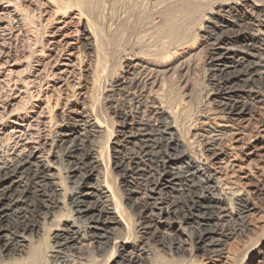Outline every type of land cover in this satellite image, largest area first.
Returning <instances> with one entry per match:
<instances>
[{"label":"bare ground","instance_id":"1","mask_svg":"<svg viewBox=\"0 0 264 264\" xmlns=\"http://www.w3.org/2000/svg\"><path fill=\"white\" fill-rule=\"evenodd\" d=\"M13 3L0 0V32L9 30L16 23L12 17L14 11L21 13ZM137 3L138 0L127 11L129 15L144 7L136 6ZM152 3L153 11L161 17L157 28L164 34L162 50L160 54H152L151 59L128 57L125 75L113 86L115 96L112 97H115L114 115H120L124 122L132 117L137 124L133 130L123 129L117 136V160L114 164L120 173L118 175L121 176L122 186L126 188L125 193L133 197L129 203L135 213L132 215H136L139 221L137 224L140 229L136 232L141 234L139 237L129 230L127 235L119 233L120 225L127 228L128 220L125 217L130 209L118 203L116 193L108 181H103L100 186L89 183L93 175L91 172L95 170V163L98 161L105 166V173H109L108 166L104 164L105 156L99 151L101 147L96 140V133L103 132L107 127L106 121H100L97 114L93 117L84 116L82 119L68 116L63 118L52 138L45 139L42 136L40 142L30 140L27 134L29 127L23 124L28 120V114H24L23 110L22 113L19 112L15 101L22 96L19 95L23 92L19 86L21 82L24 88L33 83L30 76L26 79L22 77L23 80L20 76H28L32 64L27 62V68L21 71L20 67L23 65L19 62L17 52L15 54L5 43L0 44V264H108L109 261V264H141L154 257L156 252L151 249L156 245L181 257L186 253L199 252L204 256L212 254L224 259L222 247L235 235V230L245 232L246 213L252 210L249 199L252 188L239 187L227 177L218 176L206 164V161L209 162V155L200 153L201 150H197V153L194 149L196 156H191L190 160L189 151L181 146V140L177 138V133L181 130L173 111H169L164 102L160 101L161 92L151 93L150 87L161 85L157 80L160 78L154 79L152 73L156 70L167 73L164 69L169 66L171 59L190 48L199 32L205 31L209 64L213 68L222 65L219 69L212 70L209 83L212 93L209 96H216L214 103L220 109L215 118L230 125L214 126L209 121L211 118L207 117L197 125L200 127L196 133L191 135L195 137L194 140L196 136L199 138V143L204 144L206 152L219 156L221 140L229 135L239 137L241 134L235 132L234 128L231 129V125L234 126L236 116L244 114V101L255 94L257 99L264 101V56L260 58L256 54L264 51V7L261 10L260 5L253 4L252 10H248L252 12H243L238 9L237 3H230L229 0H194L187 2L188 4L154 0ZM99 4L100 0L82 2L83 8L87 9H97ZM241 15V21H249L258 28L251 32L245 30L247 35H244L243 28L238 32L233 30V33L224 29L230 27L225 25L229 23L228 17L237 16L236 19L239 20ZM130 17L122 18L128 21ZM222 29L224 30L220 33ZM14 33H11V37L14 35L15 39L23 35L17 31ZM240 38L252 41L246 45L248 49L223 51L224 44ZM2 40L5 41L3 38ZM96 40L100 46L101 59L106 48L104 49L99 37ZM249 56L259 61L249 59ZM104 66H107L105 62ZM168 70L170 72L171 68ZM106 71L98 70L95 82ZM27 89L29 88L26 86L25 91ZM31 92H25L27 100L33 99ZM208 112L211 114V111ZM236 142L240 143L241 138L236 139ZM258 142L259 138L249 152H244L247 161L254 157H264V144H257ZM126 144L138 148L126 155L123 152ZM55 147H60V157L65 163L61 170L67 174V180L64 181L70 184L68 190L61 189L62 185L53 180L57 177L50 173L54 164L48 156ZM240 147L242 152L246 145ZM186 158L187 167L179 168L178 171L171 170L174 163ZM198 174L204 177L201 182L196 181ZM129 183H133L134 187ZM164 189L169 192L165 193ZM168 193L170 194L167 195ZM64 196L68 197L69 205L67 213L65 212L67 223L64 229H58L57 234L49 236L52 243L47 247L48 251L42 252L36 245L37 219L42 216L62 218L56 209L61 208L58 204L63 205L60 197ZM188 222H193L196 226L192 228V234L186 235L184 242L173 229L176 224ZM86 245L92 247L87 256L84 252L86 249L83 251ZM257 262L264 264V255Z\"/></svg>","mask_w":264,"mask_h":264},{"label":"rangeland","instance_id":"2","mask_svg":"<svg viewBox=\"0 0 264 264\" xmlns=\"http://www.w3.org/2000/svg\"><path fill=\"white\" fill-rule=\"evenodd\" d=\"M8 1L14 2L13 5L16 7L18 6L17 8L20 9L18 11L22 14L19 12L15 13L14 11L12 17L16 23L14 22L12 28L9 30L0 32V44L5 43L4 45L13 49L15 54L17 52L19 62L23 65L20 67L21 71L27 68L28 63L32 64L31 72H29V74H31H28V76H20L21 79L22 77L26 79L30 76V80H32L33 83L30 85L27 84L26 86L29 89L25 91L26 86L24 88L21 82L19 86L22 88L21 91L23 92L19 93V95L22 96L15 101V106L16 108L19 107V112L22 113L24 111V114H28V120L23 124L29 127L27 134L30 140L40 142L42 136L45 137V139L52 138L54 133L58 131L57 128L59 129L60 127L58 125L62 123L63 118L65 119L68 116L74 119H82L84 116L93 117L97 114L99 115L98 118L100 121L104 123L106 121L108 129L105 127L103 132L96 133V140L99 142L97 144L101 147L99 151L105 156L104 164L108 166L109 173L107 171V174L105 173V166L98 161V163H95V170L91 172L93 175L89 183L92 186H95V184L100 186L101 183L103 184V181H108L107 183L116 193L118 203L122 207H129L130 209L128 210V216L125 217V219L128 220L127 228L123 224L120 225L118 227L119 233L127 235L129 230L131 234H136L137 230L140 228H138L137 224V222H139L138 218L136 215H132L135 213L129 203L130 198L133 197L125 193L126 188L122 186L121 176L118 175L120 173L115 169L114 163L117 160L115 158V151L117 150L115 142L118 139L117 136L120 135L123 129L128 131H131V129L133 130L137 124L134 123L135 120H132V117H129L125 123L120 115H114L115 97H112L115 96V93H113V86L117 85L118 81L125 75L128 57L151 59L152 54L159 53L162 50L163 44L161 45V43H164V34L157 28L159 27L158 21L161 17L152 9V2L154 0H138L136 6L144 5V7L137 9L135 13H130V15L127 11L129 12L133 6L132 4H134L136 0H100L97 9L83 8L82 2L85 0ZM172 1H176V3L179 4H188L194 0ZM232 1L237 3L238 9L243 12H252L248 10H252L253 4L260 5L259 7L261 10L264 7V0H229L230 3H232ZM126 15L131 16L128 21L124 20L125 17H128ZM236 17L237 16L227 18L229 23L225 25H230V27L224 28L225 30L229 29V32L233 33V30L234 32H238L243 28L242 31L246 30L251 32L255 30V28H258L251 25L249 21H241L242 15L239 17V20L236 19ZM21 19L23 23H20ZM156 23L158 25H156ZM20 25L22 26L20 27ZM221 26H223V24H221ZM224 29L220 30V33L223 32ZM14 31H17L19 34L22 33V37L17 39H15L14 35L11 37V33L15 34ZM246 31L244 35L248 34ZM97 37H99V41L104 44V49L106 48L104 50L105 54L103 52L101 55V59H99L101 53L99 50L100 46L97 44ZM2 38L5 40L4 42H2ZM196 39L197 40L193 42L195 44L192 43L190 48L180 52L179 55L171 59L168 64L169 66L164 69V72L167 73H163V70H156L152 73L154 79H161H157L159 83L161 82V85L156 84V86H151L150 92H155L157 94L161 92L162 96L159 94L161 98L160 101L164 102L163 104H165V107L169 108H167L169 111H173L176 123H178L181 130L179 134L177 133V138L179 141L181 140V146H185L189 151L190 160L191 156H196L194 149L196 151L201 150L200 153L209 155V162L206 161V164L207 166L210 165V169L218 173V176L223 175V177H227L229 181L239 187L252 188V194L249 195L252 210L246 213L247 221L244 225L245 232H241L240 230L237 232L235 230V235H233L222 247L225 252L224 259L215 257L212 254H208L207 256L205 254L204 256V254L199 252L186 253V255L181 257L179 254H172V252H169L167 249H162V247L155 246L154 244L155 248L153 247L151 249L156 252H154V257L145 263L141 262V264H260L257 260L260 256L264 255V157H254L252 160L247 161L248 159L245 157V153L249 152L254 144L256 145L255 140L257 138H259L257 144H264V101L261 98L257 99L256 94L254 95L255 97L251 96V98L246 99L244 101L246 105L244 114H242L241 117L236 116L235 120H237L234 122V126L231 125V129L234 128L235 132L241 133L239 137L229 135L227 138L221 140L219 146V153H221L217 157L206 152L204 150V144L201 145L199 143V138L196 136L194 140L195 137H192L200 127H197V125L207 117L211 118L209 121H211L214 126H229L230 124H226L221 121V119H217V117L215 118V116L219 115L220 109H217L214 103L216 101V96H209V93H212L209 86V83H211V74L213 73L212 70L215 71L222 67V65L213 68V66L209 64L210 61L208 60L209 58H207L209 47H207L206 43V32H199ZM251 43L252 41L240 38L239 40L224 44L222 48L223 51L225 49L243 50L247 48V44L249 45ZM256 54L262 58L264 56V51H260ZM248 58L259 61V59L255 57L249 56ZM101 60L102 63L100 62ZM21 61H23V63ZM104 62L107 66H104ZM107 68L108 71H106ZM170 68L171 70L169 72L168 69ZM100 69H102V72L106 71V73L102 74V78H100L98 82H95L97 79L96 75ZM160 73L162 77L159 75ZM251 86L253 88V85ZM24 91H32L31 93L34 95L33 99L27 100L28 98ZM152 95L156 96V94ZM208 111H211V114ZM124 123L126 124V128ZM78 130L84 132L82 129ZM235 138H241V142L237 143ZM182 141H184L185 144H183ZM199 145L201 147H199ZM242 145H246V147L245 150L241 152L240 146ZM181 146H177V148ZM136 147L126 144L123 152L127 155L128 152L136 151L138 148ZM198 152L199 151H197V153ZM48 158L54 164V168L50 169V173L53 174V177H57L53 180L59 183V185H62L61 189L67 188L68 190L70 184L64 181L67 180V174L64 172L62 173L64 170H61L64 168L65 163L63 164V160L60 157V147H55ZM187 162V158L183 161L176 162L171 166V170L178 171L179 168L187 167ZM227 164H232V167L230 165L225 166ZM243 170L245 172H243ZM203 179L204 177L200 174L196 177V181L198 182H201ZM130 181L134 182L133 179H130ZM250 183H253L252 187ZM129 184L133 186V183ZM164 192L167 193L169 191L165 190ZM169 194L170 193L167 195ZM67 196L60 197L63 205L58 204L61 208L56 209V212L61 215L62 218H44V216H42L43 218L37 219L36 236L38 237V242L36 245L37 249L42 252L48 251L47 247L52 243V241H49V236L57 234L58 229H64L63 227H65L67 223L65 219L66 210L69 209ZM63 206L66 207L63 208ZM228 220L231 221L230 218ZM195 226L196 224L193 222H188L183 225L176 224L173 231L185 242L187 239L186 235L192 234V228ZM138 234H136V237L141 235ZM162 235L164 236V234ZM140 246L142 247L143 244ZM91 250L92 247L89 245L83 247L86 256L90 254Z\"/></svg>","mask_w":264,"mask_h":264}]
</instances>
